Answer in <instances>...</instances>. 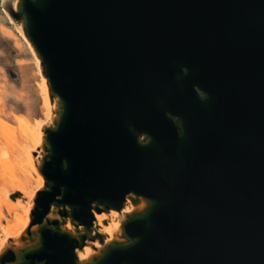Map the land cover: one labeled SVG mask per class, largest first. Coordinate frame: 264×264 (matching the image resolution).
<instances>
[{
  "label": "water",
  "instance_id": "obj_1",
  "mask_svg": "<svg viewBox=\"0 0 264 264\" xmlns=\"http://www.w3.org/2000/svg\"><path fill=\"white\" fill-rule=\"evenodd\" d=\"M20 1L63 104L35 223L60 196L92 228L133 193L152 205L95 264H264V0ZM40 234L21 264H78Z\"/></svg>",
  "mask_w": 264,
  "mask_h": 264
},
{
  "label": "bare ground",
  "instance_id": "obj_2",
  "mask_svg": "<svg viewBox=\"0 0 264 264\" xmlns=\"http://www.w3.org/2000/svg\"><path fill=\"white\" fill-rule=\"evenodd\" d=\"M21 3L22 1H19L18 6L16 5V11L18 12H21ZM27 42L29 43L33 56L41 61L40 55L32 42L29 39ZM44 81L47 87L46 91L45 89H42L45 91L43 95L44 107L46 109L45 121L37 120L32 124L24 116H15L17 124L28 133L24 145L17 148L21 157L20 160H17V162H19L18 166L26 176V183L20 184L18 201H16L15 205L12 204L10 208L11 211L13 210L15 213L17 209L24 208L29 197L32 202L31 207L34 208L38 193L42 191H50V187L47 186L48 182L42 173L44 157L47 155L45 153L50 147L45 126H53L54 130L57 129L63 115V104L60 97L51 91L49 81L46 79ZM12 128V124L7 121L0 120V129L9 131ZM24 158L29 162L26 167L23 165ZM31 183H35L36 187L33 192L30 191V194L29 184ZM16 189H18V187ZM61 200L62 197L60 196L56 198L51 205V212L49 216L43 220L42 224L31 225L33 223V219L32 216L30 217L27 213L25 217L15 220L16 224L14 226L9 228L6 226L5 240L7 243H10L11 250L17 257L16 261L10 264H21L23 261L21 256L22 252L34 251L40 248V232L42 229H50L61 234L68 235L70 238L77 240L78 247L75 251V256L78 264H95V261L104 257V245L124 246L130 243L129 239L126 237L123 223L128 221L135 214L143 215L152 205L151 201L143 197H138L132 193L126 198L127 204H129L130 207L125 208L120 212L112 209L110 210V215H108L106 213H98V209H101V211L104 210L105 212L106 209L104 206L94 203L92 205V213L95 217L94 227L87 228L79 225V223L74 219V207L59 203ZM55 223H57V226ZM98 236L103 237V241L100 239L96 240L95 237ZM83 237H87V247L83 245Z\"/></svg>",
  "mask_w": 264,
  "mask_h": 264
},
{
  "label": "rangeland",
  "instance_id": "obj_3",
  "mask_svg": "<svg viewBox=\"0 0 264 264\" xmlns=\"http://www.w3.org/2000/svg\"><path fill=\"white\" fill-rule=\"evenodd\" d=\"M19 1L0 0V120L13 125L9 131L0 129V261L12 252L10 243L5 240V229L14 226L15 220L25 217L27 213L30 217L32 216L33 223L31 225L36 224L34 220L37 213L36 204L34 208L31 207L30 197L24 208L17 209L18 212L15 213L10 209L12 204L15 205L18 201L20 184L26 183V176L18 166L17 160H20L21 157L17 148L24 145L28 133L17 124L15 116H24L32 124L37 120L45 121L46 118L43 101V95L47 88L44 81L47 80L45 68L42 61L33 56L27 42L28 34L23 16L16 11ZM51 129L54 127L45 126L46 132ZM141 140L144 141L145 137L142 136ZM48 156L46 155L44 158ZM28 164V160L24 158L23 165L26 167ZM17 187L18 189H16ZM35 187V183L29 184V192H33ZM128 207L130 205L126 200L123 210ZM50 212L51 208L45 218L49 216ZM103 213L110 215V210L108 209L106 212L103 210ZM95 239L103 241V237L100 236ZM86 243L87 237L86 242L83 241L85 247H87ZM104 246V253L111 248L109 245Z\"/></svg>",
  "mask_w": 264,
  "mask_h": 264
}]
</instances>
